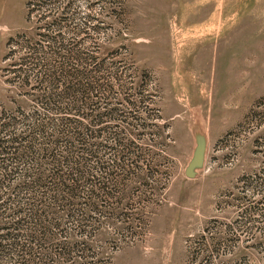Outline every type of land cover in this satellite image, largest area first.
Here are the masks:
<instances>
[{
    "label": "rangeland",
    "instance_id": "obj_1",
    "mask_svg": "<svg viewBox=\"0 0 264 264\" xmlns=\"http://www.w3.org/2000/svg\"><path fill=\"white\" fill-rule=\"evenodd\" d=\"M0 264H264V0H0Z\"/></svg>",
    "mask_w": 264,
    "mask_h": 264
},
{
    "label": "water",
    "instance_id": "obj_2",
    "mask_svg": "<svg viewBox=\"0 0 264 264\" xmlns=\"http://www.w3.org/2000/svg\"><path fill=\"white\" fill-rule=\"evenodd\" d=\"M196 163H197V161L191 163L188 166V168L186 169L185 174H186L187 177L192 176L191 169H192L193 166H195Z\"/></svg>",
    "mask_w": 264,
    "mask_h": 264
}]
</instances>
